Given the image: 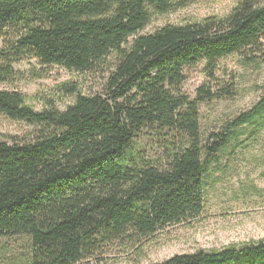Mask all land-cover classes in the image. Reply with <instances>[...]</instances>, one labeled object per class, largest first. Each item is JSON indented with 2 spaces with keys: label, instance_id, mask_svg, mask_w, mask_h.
Listing matches in <instances>:
<instances>
[{
  "label": "trees",
  "instance_id": "obj_1",
  "mask_svg": "<svg viewBox=\"0 0 264 264\" xmlns=\"http://www.w3.org/2000/svg\"><path fill=\"white\" fill-rule=\"evenodd\" d=\"M190 0H0V83L36 59L87 73L114 57L103 93L65 111L37 112L0 91V115L34 128L0 140V264H82L116 242L139 246L161 229L199 217L208 170L240 141L264 131V97L204 143L200 109L234 95L219 62L248 53L264 63V0H242L225 18L167 25L139 35L152 14ZM204 63L207 83L182 94L185 70ZM75 89L72 92L75 93ZM167 156L152 159L144 137ZM157 264H264V240L175 255Z\"/></svg>",
  "mask_w": 264,
  "mask_h": 264
},
{
  "label": "rangeland",
  "instance_id": "obj_2",
  "mask_svg": "<svg viewBox=\"0 0 264 264\" xmlns=\"http://www.w3.org/2000/svg\"><path fill=\"white\" fill-rule=\"evenodd\" d=\"M242 0H190V4L167 14H152L149 25L139 35L153 34L167 26L199 23L209 17L225 18ZM3 41L0 39V48ZM248 53L219 62L217 77L234 92L231 98L204 103L200 109V126L204 143H213V135L239 115L251 110L264 97V63H248ZM114 57L96 71L78 73L59 66H43L36 59H25L14 68L16 75L0 83V91L20 92L26 104L37 112L50 106L65 111L78 95L93 96L104 91ZM182 94L196 98L197 90L207 83L204 63L187 68ZM75 89V93L72 92ZM34 128L0 115V140L29 139ZM240 141L246 148L229 143L220 155V164L208 170V189L203 213L178 225L167 226L139 246L116 242L102 254L82 264H157L175 255L198 251L222 250L264 240V131L251 139L244 128ZM144 146L152 159L163 161L167 154L154 137L146 135ZM5 241H0V248Z\"/></svg>",
  "mask_w": 264,
  "mask_h": 264
}]
</instances>
